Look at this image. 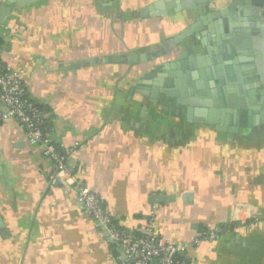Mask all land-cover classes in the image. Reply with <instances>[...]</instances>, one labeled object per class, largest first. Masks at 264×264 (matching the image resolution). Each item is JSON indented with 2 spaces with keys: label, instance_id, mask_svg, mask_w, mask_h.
I'll return each instance as SVG.
<instances>
[{
  "label": "crops",
  "instance_id": "0c3cea01",
  "mask_svg": "<svg viewBox=\"0 0 264 264\" xmlns=\"http://www.w3.org/2000/svg\"><path fill=\"white\" fill-rule=\"evenodd\" d=\"M174 1L0 0L11 6L1 62L22 74L49 135L73 149V172L118 226L151 224L173 243L226 226L188 249L190 263L264 264V9L216 17L246 0L165 8ZM207 73L213 97L195 96ZM233 100L256 112L229 137ZM23 137L16 120L0 123V264H128L75 191L49 185L51 163Z\"/></svg>",
  "mask_w": 264,
  "mask_h": 264
},
{
  "label": "built area",
  "instance_id": "2783aa9c",
  "mask_svg": "<svg viewBox=\"0 0 264 264\" xmlns=\"http://www.w3.org/2000/svg\"><path fill=\"white\" fill-rule=\"evenodd\" d=\"M10 118L22 127L24 142L36 147L51 163L49 185L73 189L85 212L106 234L109 243L119 248L128 264H191L189 248L203 240L214 241L225 231L207 230L191 242L173 243L154 234L151 224L143 232L118 226L104 210L99 196L73 172L74 167L69 165L73 149L63 148L49 135L47 111L29 94L22 74L5 66L0 58V123Z\"/></svg>",
  "mask_w": 264,
  "mask_h": 264
},
{
  "label": "water",
  "instance_id": "95a60500",
  "mask_svg": "<svg viewBox=\"0 0 264 264\" xmlns=\"http://www.w3.org/2000/svg\"><path fill=\"white\" fill-rule=\"evenodd\" d=\"M212 1H217V0H176V1L172 2L171 4H167L165 6V8L166 9L171 8L175 12H177V11L178 12L179 11H188L192 8H195L197 6H201L202 4H206V3H209ZM238 4L240 5L241 8H243L244 12L242 11V13L243 14L245 13V15H247V14H254L255 15L258 13L259 9H264V0H252L251 2L249 0H246L245 2L239 1V3L233 2L232 4L227 5L225 8H223V10H220L217 14H215V16L218 17L221 15H225L226 13H231L235 8H237ZM245 5H246V7H250V9L245 8ZM253 5H254V7H251ZM10 7H11L10 5H4L3 7L0 8V25H1L2 21L5 19V17L8 15V13L10 12ZM164 13H166V10L164 11ZM259 26H260V24H259ZM190 28L192 30H196L195 26H191ZM190 28L181 32L178 36L174 37L173 39L169 40L170 42H167L168 43L167 45L166 44H164V45L169 46V47H171V46L173 47V46L180 44L185 39L186 34L191 32ZM251 30H256V29L251 28ZM217 44L220 45V43H218V41H217ZM229 49H230L229 51H231L234 55L235 52H234L233 48L229 47ZM213 50H214V52L216 51V49H213ZM166 51H167V49H166ZM182 57H183V54L181 55V58ZM109 61H116V60L110 59ZM120 61L123 62L124 59H120ZM232 61L234 62V60H232ZM222 63L224 64V69L226 70L225 72H227L229 74L230 65L232 62L231 61L230 62H228V61L224 62L222 60ZM179 66H181V65L178 63L177 64L175 63V64H170L169 68H170V70L171 69L173 70L174 68H179ZM183 66H184V64H183ZM220 69H221L220 65L215 68V70H218V71H220ZM171 76H172V74H171ZM213 77L217 81L216 85H217V88L219 90L220 86L224 85L223 73L222 72H214ZM192 78L196 79V75L193 74ZM201 78H203L202 74H201ZM205 78L207 80V82L205 81L206 84H203L204 81L197 82L193 87L197 88L199 90H195L192 93L195 96H198L201 98L202 97L207 98V96H204L206 93L209 97H213V94H210V89H209L210 84L208 82H211V77L209 76V73H207V77H205ZM178 88L181 90L180 86H178ZM194 102L198 103V100L192 99L191 103L194 104ZM204 105L206 106L207 104H204ZM229 105H232L231 106L232 109L226 110V111L228 112V114L230 116L229 122H228L229 126L227 128V132L229 134L228 136L230 137L232 134L237 133L239 128H246L247 126H249L251 124V122H250L251 116L256 111L254 110V113H253L252 109H254V108L250 105H246L242 100L240 101V103H236V100L235 101L233 100V102L230 101ZM205 108H207V107H205ZM187 111H188V114H190L193 110H191V108H188ZM204 111H205V109L202 110L201 112L203 113ZM207 112L209 114H211V110H209ZM196 113H198V110L196 111ZM221 114H223V112ZM234 114H237L239 116V120H240L239 127H236L233 125ZM247 121L249 122V124H247ZM170 199H172V198H170Z\"/></svg>",
  "mask_w": 264,
  "mask_h": 264
},
{
  "label": "trees",
  "instance_id": "16d2710c",
  "mask_svg": "<svg viewBox=\"0 0 264 264\" xmlns=\"http://www.w3.org/2000/svg\"><path fill=\"white\" fill-rule=\"evenodd\" d=\"M39 105V104H38ZM41 108H43L41 105H39ZM220 228H224L225 230L227 229L226 228V226L224 227V226H221ZM204 233V231L201 233V234H203Z\"/></svg>",
  "mask_w": 264,
  "mask_h": 264
}]
</instances>
